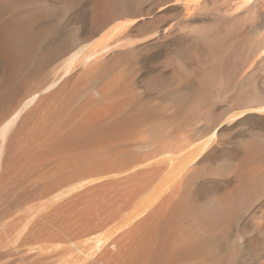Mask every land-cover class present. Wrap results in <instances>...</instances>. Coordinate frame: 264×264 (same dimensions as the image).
I'll list each match as a JSON object with an SVG mask.
<instances>
[{"label": "bare ground", "instance_id": "6f19581e", "mask_svg": "<svg viewBox=\"0 0 264 264\" xmlns=\"http://www.w3.org/2000/svg\"><path fill=\"white\" fill-rule=\"evenodd\" d=\"M249 120L264 0H0V261L264 264Z\"/></svg>", "mask_w": 264, "mask_h": 264}, {"label": "rangeland", "instance_id": "374dc122", "mask_svg": "<svg viewBox=\"0 0 264 264\" xmlns=\"http://www.w3.org/2000/svg\"><path fill=\"white\" fill-rule=\"evenodd\" d=\"M72 15H71V21L72 22L84 24L87 21V11H86V8H85L84 5H80L78 8H76L75 11L72 12ZM66 28H69V27L67 26ZM172 47H173V45L162 46L159 49H149V50H145V51H143L142 53L139 54L140 56H138L137 59H136L137 65H138L137 85H141L143 80L148 75H151V74H153L154 72L157 71L159 63L163 60V57L166 55L165 53H168L170 51L168 49H171ZM244 125H249V126L252 125V126H255V127H264V121L249 120V121L245 122ZM224 149L225 148L223 147V144H221V145L219 144L218 145V152L216 153L217 154L216 156H218L220 154L222 156V153L226 154L227 153L226 151H228V150L224 151ZM215 185H216L215 183H214V185H212V183H210L209 181H206V185L204 186L206 189L204 187L202 189H203V191L205 193V191L206 192L209 191V189H207V187L208 188H209V186H211V187L213 186L214 187ZM219 185H221V184H219ZM219 185L217 184L215 187H218ZM6 248H5V250H6ZM3 250H4V248H3ZM11 257H8V259L6 261L12 259ZM10 261L11 262L8 261L10 264H19V262L21 260H18L17 262H16V259H15V262H14V260L13 261L10 260ZM12 262H14V263H12ZM22 262L25 264L24 261H21L20 263L23 264ZM0 264H3V262L0 261Z\"/></svg>", "mask_w": 264, "mask_h": 264}]
</instances>
